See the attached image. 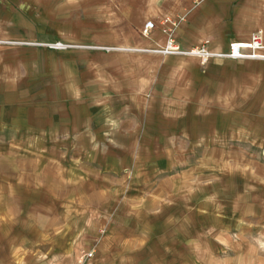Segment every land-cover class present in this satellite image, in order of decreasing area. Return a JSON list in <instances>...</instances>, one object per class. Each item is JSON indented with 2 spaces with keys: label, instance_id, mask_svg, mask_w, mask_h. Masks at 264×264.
Instances as JSON below:
<instances>
[{
  "label": "rangeland",
  "instance_id": "obj_1",
  "mask_svg": "<svg viewBox=\"0 0 264 264\" xmlns=\"http://www.w3.org/2000/svg\"><path fill=\"white\" fill-rule=\"evenodd\" d=\"M113 10L115 0H0V59L116 52L115 43L100 44L116 36ZM150 20L165 22L140 21ZM129 22L140 33L139 20ZM90 27L93 44L82 38ZM204 42L211 50L207 38L197 46ZM57 43L67 48H50ZM61 97L44 95L43 126H27L29 153L20 161L29 178L42 177L41 190L27 191V212L45 218L11 219L26 264L77 262L91 249V264H264V189L254 188L264 186V144L238 143L233 158H219L218 146L190 148L177 135L152 132L163 128L119 126L93 105L76 109L68 127ZM147 132L155 141L144 140ZM153 166L156 174L148 173Z\"/></svg>",
  "mask_w": 264,
  "mask_h": 264
},
{
  "label": "crops",
  "instance_id": "obj_2",
  "mask_svg": "<svg viewBox=\"0 0 264 264\" xmlns=\"http://www.w3.org/2000/svg\"><path fill=\"white\" fill-rule=\"evenodd\" d=\"M81 1L86 4L90 0ZM111 15L119 21L116 36L101 39L100 44L115 43L120 46L116 52L97 50L83 55L39 50L31 60L27 51L17 62L8 61L2 54L0 264H26L22 243L13 242L18 236L12 234L11 219L45 218L35 210L31 215L27 212V191L41 190L42 177L39 181L32 171L29 178L20 161L29 153V122L36 128L43 126L44 95L63 96L56 100L68 107L64 110L71 117L68 127L76 109L92 110L93 105L100 119H115L119 126L126 122L132 127L163 128L152 132L177 135L183 139V146L188 143L190 148L218 146L219 158H233L231 148L238 143L264 144V62L214 59L201 64L197 58L154 52L167 40L163 29L171 28L170 23L161 26L156 19L178 20L179 25L171 32L186 50L207 38L211 50L225 52L230 43L247 41L253 32L264 35V0H115ZM132 19L142 23L138 24L140 33L143 19L156 21V28L144 38L130 27ZM82 38L89 44L96 41L91 27L85 29ZM143 137L155 141L151 132ZM153 168L147 172L156 174L159 168ZM254 185L264 189L261 184ZM19 230L24 232L19 239H26L25 220ZM75 263L72 256L67 264Z\"/></svg>",
  "mask_w": 264,
  "mask_h": 264
},
{
  "label": "built area",
  "instance_id": "obj_3",
  "mask_svg": "<svg viewBox=\"0 0 264 264\" xmlns=\"http://www.w3.org/2000/svg\"><path fill=\"white\" fill-rule=\"evenodd\" d=\"M164 23H170V32L167 28L163 29V32L167 33V40L162 48L154 50L155 53L168 55V56H185L194 57L200 60L201 64H206L211 59H230V60H252L264 62V35L261 31L253 32L249 39L244 42H232L229 44L227 51L215 52L208 49V42H204L201 46L193 47L188 50L181 49L175 42L173 32L177 23L168 19ZM163 26V24L161 25ZM156 28V24L153 21L144 22L141 28V35L144 38L149 37L153 30ZM54 50H64L67 46L60 43L50 46ZM101 50L109 51V48H99ZM94 256V250H87L79 255L76 264H90Z\"/></svg>",
  "mask_w": 264,
  "mask_h": 264
}]
</instances>
